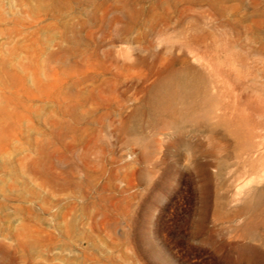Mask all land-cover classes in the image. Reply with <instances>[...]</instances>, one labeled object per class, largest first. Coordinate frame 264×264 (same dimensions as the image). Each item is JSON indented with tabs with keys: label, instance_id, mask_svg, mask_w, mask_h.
I'll list each match as a JSON object with an SVG mask.
<instances>
[{
	"label": "rangeland",
	"instance_id": "1",
	"mask_svg": "<svg viewBox=\"0 0 264 264\" xmlns=\"http://www.w3.org/2000/svg\"><path fill=\"white\" fill-rule=\"evenodd\" d=\"M0 264H264V0H0Z\"/></svg>",
	"mask_w": 264,
	"mask_h": 264
},
{
	"label": "bare ground",
	"instance_id": "2",
	"mask_svg": "<svg viewBox=\"0 0 264 264\" xmlns=\"http://www.w3.org/2000/svg\"><path fill=\"white\" fill-rule=\"evenodd\" d=\"M141 60V59H140ZM161 94H154L150 99V109L157 113H169L173 116L180 115L173 104L177 101L183 105H190V99L198 93V88L193 82H188L183 72H172L169 80L159 86ZM191 107V106H190Z\"/></svg>",
	"mask_w": 264,
	"mask_h": 264
}]
</instances>
